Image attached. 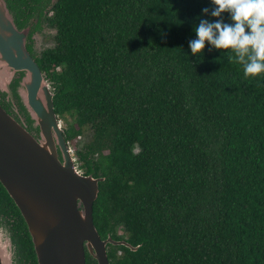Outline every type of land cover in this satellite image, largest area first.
Listing matches in <instances>:
<instances>
[{"label": "trees", "instance_id": "obj_1", "mask_svg": "<svg viewBox=\"0 0 264 264\" xmlns=\"http://www.w3.org/2000/svg\"><path fill=\"white\" fill-rule=\"evenodd\" d=\"M5 2L17 27L53 30L50 47L26 48L65 141L89 133L74 153L102 178L92 223L130 245L106 243L108 264H264V74L189 47L200 20L230 14L213 17L211 0ZM0 217L19 264H37L1 184Z\"/></svg>", "mask_w": 264, "mask_h": 264}, {"label": "water", "instance_id": "obj_2", "mask_svg": "<svg viewBox=\"0 0 264 264\" xmlns=\"http://www.w3.org/2000/svg\"><path fill=\"white\" fill-rule=\"evenodd\" d=\"M32 28L31 23L17 27L0 0V70L9 75L0 92L11 110L12 99L17 100L30 125L21 126L16 115L15 120L0 106V184L25 223L37 264H85V252L96 264H108L106 243L130 245L108 236L100 239L94 228L92 202L102 178L84 175L74 165L53 111L49 83L26 49ZM28 199L56 215L39 243L29 228ZM2 254L8 264H18L9 231L0 225V264Z\"/></svg>", "mask_w": 264, "mask_h": 264}, {"label": "clouds", "instance_id": "obj_3", "mask_svg": "<svg viewBox=\"0 0 264 264\" xmlns=\"http://www.w3.org/2000/svg\"><path fill=\"white\" fill-rule=\"evenodd\" d=\"M211 3L215 6L213 17L229 13L233 23L200 20L194 28L196 39L189 42L192 55L203 53L207 43L234 53L246 78L264 74V0H211ZM203 12L208 13V9Z\"/></svg>", "mask_w": 264, "mask_h": 264}, {"label": "bare ground", "instance_id": "obj_4", "mask_svg": "<svg viewBox=\"0 0 264 264\" xmlns=\"http://www.w3.org/2000/svg\"><path fill=\"white\" fill-rule=\"evenodd\" d=\"M3 70H0V84L3 85L8 78ZM30 216L27 218L30 231L33 235L34 241L39 243L43 237L44 232L56 221V215L50 207L34 201L32 199L27 200ZM2 261L4 264H8L7 259L2 254Z\"/></svg>", "mask_w": 264, "mask_h": 264}, {"label": "rangeland", "instance_id": "obj_5", "mask_svg": "<svg viewBox=\"0 0 264 264\" xmlns=\"http://www.w3.org/2000/svg\"><path fill=\"white\" fill-rule=\"evenodd\" d=\"M52 34H53V30L51 28H48V27H41V30L38 31V32H35L32 36H31V40H32V43H31V48H32V52L34 54H38L42 49L46 48V47H50L52 44H53V41H52ZM12 108L14 110H11L12 114L16 115L17 120L13 117H12L18 121L20 123L21 126H25V122L23 120V118L21 117V115L17 112V109H16V106H15V103L12 99ZM59 120V125H60V128L63 129V122L61 119H58ZM89 133L87 130H83L82 133L80 135H78L77 137H75L74 139L68 141L66 143L67 145V148L68 150L70 151V155L71 157L73 158V161H74V165L76 166L77 168V162H76V156H75V153H74V150L83 142L85 141V139L88 137ZM77 170L81 173L82 170L81 169H78Z\"/></svg>", "mask_w": 264, "mask_h": 264}, {"label": "flooded vegetation", "instance_id": "obj_6", "mask_svg": "<svg viewBox=\"0 0 264 264\" xmlns=\"http://www.w3.org/2000/svg\"><path fill=\"white\" fill-rule=\"evenodd\" d=\"M43 26H45L44 24H41L40 25V27H39V29L36 31V30H32V31H30L29 32V34H28V38H27V44H29L30 45V50L32 51V48H31V43H32V40H31V36L35 33V32H38V31H40L41 30V27H43ZM46 27V26H45ZM26 44V45H27ZM27 49V48H26ZM30 54V53H29ZM31 56V55H30ZM32 58H33V56H31ZM0 96L3 98V102H4V104H5V107H3L2 105H0L4 110H6L9 114H11L12 113V111H11V109H9L8 107H7V104L5 103V100H4V96L2 95V93L0 92ZM13 101H14V103H15V106H16V109H17V112L21 115V117L23 118V120H24V122H25V118H24V114H23V112H22V110H21V108H20V106H19V104H18V102H17V100L14 98L13 99ZM12 110H14L13 108H12ZM13 116H14V114H12ZM26 124V127L28 128V129H30V125L29 124H27V123H25ZM0 225H3L4 226V228L5 229H7V227H6V225L4 224V222L2 221V219H1V217H0ZM8 230V229H7ZM10 233V232H9ZM10 238H11V236H10ZM11 242H12V240H11ZM13 243V242H12ZM13 245H14V243H13ZM14 251H15V245H14ZM15 253H16V251H15ZM16 258H17V256H16ZM17 260H18V258H17ZM18 264H19V262H18Z\"/></svg>", "mask_w": 264, "mask_h": 264}]
</instances>
